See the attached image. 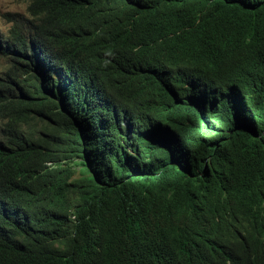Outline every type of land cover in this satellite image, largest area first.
Here are the masks:
<instances>
[{"label":"trees","instance_id":"trees-1","mask_svg":"<svg viewBox=\"0 0 264 264\" xmlns=\"http://www.w3.org/2000/svg\"><path fill=\"white\" fill-rule=\"evenodd\" d=\"M26 1L28 17L4 14L10 15L12 23L6 34L0 33V55L8 64L0 77V119L6 118L0 137V264H63L56 257L69 242L58 229L61 212L70 208L77 218L65 220L63 229L74 234L111 213L122 211L126 216L112 220L111 227L98 226L96 240L107 249L103 257L113 253L119 259L140 256L145 264H192L188 256L176 260L170 243L174 232L169 230L189 201L207 198L213 210L223 190L251 207L264 200V69L241 84L223 73L234 105L207 108L198 127L181 105L172 102L168 117L179 124L168 129L175 144L173 157L170 151L157 157L134 149L136 154L119 158L107 152L102 159L92 136L69 113L67 96L60 92L72 53L69 44L54 45L55 23L68 9L73 21L89 26L90 46L98 41L107 45L114 37L117 3L85 0L89 10L83 14L78 0ZM156 4L144 20L150 29H167L170 19L176 18L188 25L187 33H206L221 40L224 48L230 46V31L264 23V0L146 1V5ZM112 44L116 49L117 44ZM105 76L121 91L136 79L132 73ZM207 76L213 80L218 73ZM134 92L140 97L149 93V87ZM251 106L254 116L249 114ZM216 113L221 124L215 122ZM31 119L40 120L41 127L30 125ZM26 177L40 187L34 208L46 209L51 222L48 230L20 242L8 235L9 244L7 228L27 195ZM258 216L262 218L261 211ZM154 237H158L155 242L169 241H163L158 250L151 242ZM218 246L215 241L208 249ZM205 254L204 264H227L216 253ZM233 264H264V245L249 246Z\"/></svg>","mask_w":264,"mask_h":264},{"label":"clouds","instance_id":"clouds-1","mask_svg":"<svg viewBox=\"0 0 264 264\" xmlns=\"http://www.w3.org/2000/svg\"><path fill=\"white\" fill-rule=\"evenodd\" d=\"M84 1L78 0L83 14L89 10ZM107 1L102 0V4ZM112 1L117 3L113 7L116 13L112 22L114 37L107 45L98 41L90 46L89 26L85 21H73L68 9L55 23L54 45L64 48L69 44L72 53L60 92L67 96L71 103L69 113L75 115L80 128L92 136L102 159L107 157V152L122 158L134 149L157 157H163V151H170L173 157L175 144L168 129L170 124H179L168 117L172 102L181 105L193 117L196 127L200 115L207 114V108L214 104L233 106L234 97L226 92L222 74L233 75L241 84L264 69V23L230 31V46L224 48L220 46L221 40L206 33H187L188 25L176 18L170 19L167 29H150L144 20L149 8L155 9L157 4L146 5L147 0ZM245 28L252 31H244ZM112 42L117 44L116 49ZM214 71L218 76L208 79L207 75ZM106 73H132L136 79L121 91L109 83ZM143 87H149V93L137 96L134 91ZM150 105L154 106L152 110L147 108ZM249 114L254 116L252 106ZM214 119L216 124H221L217 113ZM5 120L0 119V137ZM41 124L40 120H30L34 128L39 129ZM25 185L27 195L7 228L9 244V236L20 242L48 230L51 222L46 209L34 208L40 187L30 184L27 177ZM203 200L189 201L185 213L169 226L174 232L170 243L176 260L188 256L192 264H204L205 253L210 252L220 255L227 264H233L249 246L264 245V200L251 207L241 198L225 195L224 190L213 210L207 198ZM61 214L58 232L69 242L67 246L62 245L63 254L56 257L63 264H145L140 256L119 259L120 255L112 253L113 258L103 257L107 249L97 242L95 232L100 224L111 227L112 220L126 217L122 211L109 214L103 221H94L95 224L90 223L75 234L63 229L65 220L77 218L75 210L70 208ZM3 230L6 231L5 223ZM157 238H152L151 242L160 250V244L169 240L155 242ZM215 241H219V246L209 250Z\"/></svg>","mask_w":264,"mask_h":264},{"label":"rangeland","instance_id":"rangeland-1","mask_svg":"<svg viewBox=\"0 0 264 264\" xmlns=\"http://www.w3.org/2000/svg\"><path fill=\"white\" fill-rule=\"evenodd\" d=\"M4 14H14V18L28 17L26 0H0V33L6 34L11 26V17ZM8 67L6 57L0 55V77L2 71ZM78 170V167H77ZM79 174V173H78Z\"/></svg>","mask_w":264,"mask_h":264}]
</instances>
